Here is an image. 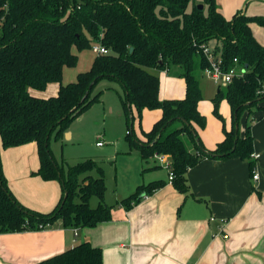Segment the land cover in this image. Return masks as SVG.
Listing matches in <instances>:
<instances>
[{
    "label": "trees",
    "instance_id": "16d2710c",
    "mask_svg": "<svg viewBox=\"0 0 264 264\" xmlns=\"http://www.w3.org/2000/svg\"><path fill=\"white\" fill-rule=\"evenodd\" d=\"M202 6V8H199ZM264 28V16L238 10L225 19L216 0H0V143L3 149L35 143L39 168L34 175L58 181L61 198L49 213L21 205L7 186L0 166V233L36 232L60 223L65 229L94 227L111 219L114 206L105 203V175L92 158L72 165L57 160L50 140L60 141L69 125L100 101L101 82L116 83L126 116V140L146 163L152 155L172 160L171 185L189 195L187 172L203 160L239 158L255 171L252 116L264 100V46L250 24ZM99 44L91 66L75 81L63 84V71L75 68L78 53ZM209 47L224 72L236 59L241 75L220 84L212 98L213 115L223 122L219 104L231 110V130L212 151L202 146L195 126L205 125L197 104L202 99L201 75L210 68L203 49ZM185 82V96L160 100L159 72ZM107 83L108 86H110ZM57 84L54 96L38 97ZM108 89V88H107ZM132 109L160 110L161 118L139 141L131 132ZM245 117L243 135H240ZM166 184L153 181L137 187L117 205L131 209L143 196ZM97 204L91 207L90 202ZM102 251L88 241L35 264H103Z\"/></svg>",
    "mask_w": 264,
    "mask_h": 264
},
{
    "label": "crops",
    "instance_id": "0c3cea01",
    "mask_svg": "<svg viewBox=\"0 0 264 264\" xmlns=\"http://www.w3.org/2000/svg\"><path fill=\"white\" fill-rule=\"evenodd\" d=\"M216 3L219 12L227 20L242 9L248 17L264 16V0H242L240 3L238 0H216ZM250 29L256 41L264 46V28L251 23ZM90 66L91 63H88ZM175 73H158L160 100L184 98L185 82ZM77 74L73 72L66 81H75ZM206 78L204 74L201 75L202 99L197 104L205 125L195 126V130L204 149L212 151L223 141L224 128L227 132L231 130V110L223 100L219 104L223 122L213 115L212 98L217 93L218 85ZM108 84L110 86L101 87L99 104L107 92L114 91L119 101L123 95L116 83ZM207 85L209 91L205 94ZM57 90V84H50L44 92H30L47 98L54 96ZM205 97L211 102L205 101ZM95 105L69 125L60 141H54L60 151L55 156L51 146L57 160L62 158L71 164L91 158L68 159L63 157L62 148L67 141H80V133L84 131L95 136L96 127L87 125ZM259 108L253 114L251 123L253 153L257 156L254 161L257 181L252 180L249 161L239 158L203 160L187 172L186 180L191 195L186 196L168 184L166 171L158 168L151 159L144 163L137 150L129 147L119 151L117 148L116 156L107 158L112 160L92 158L101 167L106 161H114L123 162L126 171L133 170L132 177L126 181H120L117 177L114 179L113 198L106 202L114 206L110 220L94 227L78 229L76 236L73 230L63 228L59 222L36 232L0 233V264H35L84 241L101 249L103 264H264V100ZM132 116L138 124V132L133 136L144 142V134L161 118L162 112L145 109L139 119L132 109ZM245 117L241 121V136ZM96 137L95 146L102 149L106 145L105 139L103 136ZM97 143L102 145L97 146ZM0 166L9 190L21 205L41 213H49L55 208L61 198V185L58 181H43L34 175L39 168L35 143L8 149H3L0 143ZM158 180L166 184L151 195L143 196L131 209L126 210L117 205L120 200L134 193L137 187Z\"/></svg>",
    "mask_w": 264,
    "mask_h": 264
},
{
    "label": "rangeland",
    "instance_id": "374dc122",
    "mask_svg": "<svg viewBox=\"0 0 264 264\" xmlns=\"http://www.w3.org/2000/svg\"><path fill=\"white\" fill-rule=\"evenodd\" d=\"M242 0H238L240 3ZM240 3L241 5L244 3ZM254 4H250L252 6ZM78 56V64L76 68L74 69H67L65 70V76H64V84L73 82L74 80H71L69 82L66 81V79H69L73 72L82 73L89 69L88 63L92 62V59L94 57V52L92 49L83 51L81 53L77 54ZM206 80H210L209 78H206ZM209 84V83H208ZM102 85H107V82H104ZM101 83L98 85V90L100 87H102ZM119 90V89H118ZM209 91V85H207L206 92ZM207 94H211V92H208ZM103 102L102 103H95V105L91 112L90 116L87 121V125L93 124L96 127L95 136H92L89 134V132L84 131L81 134L80 141H76L75 139L73 141H67L66 144L62 148L63 157H67L68 159L73 158H79V157H91V158H100L104 157L106 160L107 158L111 157L112 155H115V150L121 151L128 149V141L126 140V116L123 111V107L121 105V102L119 101L118 97L116 96L115 92L112 93L107 92L102 97ZM207 102H211L208 97H205L204 99ZM213 111V110H212ZM136 118V117H135ZM134 117L132 120V128H133V134H137L138 132V124L136 123V120L134 121ZM81 130V127H79ZM103 136L105 139L106 145L99 149L95 146L97 137ZM102 144V143H101ZM50 145L53 147V150L55 152V156L60 153L58 149V145H54V139L51 138ZM95 160V159H94ZM112 160V159H107ZM73 163H71L72 165ZM123 165H125L123 162L121 163H114V161L111 163L110 161H106L102 164L104 174L106 177V183L107 186V193H106V202H109L113 198V189L115 186V177L120 179V181H126L129 179V177H132L133 170L126 171L125 168H123ZM115 167H117V171L115 170ZM97 204L96 199H92L90 202L91 207H95Z\"/></svg>",
    "mask_w": 264,
    "mask_h": 264
},
{
    "label": "built area",
    "instance_id": "2783aa9c",
    "mask_svg": "<svg viewBox=\"0 0 264 264\" xmlns=\"http://www.w3.org/2000/svg\"><path fill=\"white\" fill-rule=\"evenodd\" d=\"M92 51L95 55H105L107 53V50L99 44H94V46L92 47ZM203 52L205 54V57H207V59L210 61V68L205 69L203 74L207 78L213 80L217 85L230 83L233 77L241 75V69L238 70L236 66V59H234L233 61L235 65L229 70L223 72L220 69L218 62L215 63L217 58L214 56L212 49L206 47L203 49ZM101 145V143H97V146ZM254 157L256 158L257 156L254 154ZM151 160L155 163L158 168H161L166 171L168 184H171L173 180V173L172 160L170 155L155 152L152 155ZM252 180H258V174L256 173V171L253 172ZM72 230L74 232V236H76L77 230ZM223 237L227 238L226 235H223Z\"/></svg>",
    "mask_w": 264,
    "mask_h": 264
},
{
    "label": "water",
    "instance_id": "95a60500",
    "mask_svg": "<svg viewBox=\"0 0 264 264\" xmlns=\"http://www.w3.org/2000/svg\"><path fill=\"white\" fill-rule=\"evenodd\" d=\"M199 8H202V6H199Z\"/></svg>",
    "mask_w": 264,
    "mask_h": 264
}]
</instances>
